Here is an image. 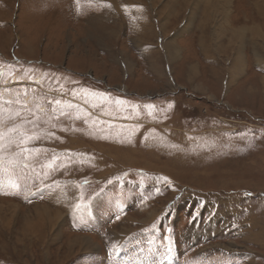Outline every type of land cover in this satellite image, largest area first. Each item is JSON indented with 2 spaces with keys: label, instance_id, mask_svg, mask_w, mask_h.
<instances>
[{
  "label": "rangeland",
  "instance_id": "374dc122",
  "mask_svg": "<svg viewBox=\"0 0 264 264\" xmlns=\"http://www.w3.org/2000/svg\"><path fill=\"white\" fill-rule=\"evenodd\" d=\"M259 67L264 0H0V264H264Z\"/></svg>",
  "mask_w": 264,
  "mask_h": 264
},
{
  "label": "bare ground",
  "instance_id": "6f19581e",
  "mask_svg": "<svg viewBox=\"0 0 264 264\" xmlns=\"http://www.w3.org/2000/svg\"><path fill=\"white\" fill-rule=\"evenodd\" d=\"M261 34V33H260ZM240 35V34H239ZM243 35V34H242ZM202 42V41H201ZM204 42H207L206 40L203 39V43ZM143 44V43H142ZM140 44V45H142ZM206 44V43H205ZM204 48V47H203ZM207 50L210 49L209 46L206 45ZM205 52H206V49H205ZM209 53V52H208ZM161 70V69H160ZM59 211H60V208H58ZM59 211H56L55 215L53 214V216L50 217L49 215V210L46 209V211H41V210H38L37 209V218H34L33 219V222L31 223V221L29 220L26 224H25V229L26 231L24 232V235H29V233L31 231L33 232H37V229H39V227H42V228H47V227H50V228H54L56 225H57V222L61 219H63L62 217V214L59 212ZM153 212V211H152ZM60 223V222H59ZM49 228V229H50ZM50 231V230H49ZM28 233V234H27ZM39 236V235H38ZM30 237V236H29ZM72 243V242H71ZM92 242L88 239V240H82L81 241V246L85 247V248H91L92 246ZM71 245V244H70ZM70 247V246H69ZM72 248L70 247V250ZM93 249V248H92ZM26 252V251H25ZM42 252V251H41ZM43 255V254H42Z\"/></svg>",
  "mask_w": 264,
  "mask_h": 264
},
{
  "label": "crops",
  "instance_id": "0c3cea01",
  "mask_svg": "<svg viewBox=\"0 0 264 264\" xmlns=\"http://www.w3.org/2000/svg\"><path fill=\"white\" fill-rule=\"evenodd\" d=\"M200 33H202V32H200ZM188 34H192L191 32L190 33H185L184 35H182V36H185V35H188ZM196 34V37H197V41H198V46H199V48H200V50H204V48L206 47V44H205V42L203 43V39L205 40V39H209V43L207 44V46H209V48H210V45H211V35L209 34L208 36H207V38H206V35H198L197 33H195ZM147 37H148V35H147ZM200 39L202 40V44H200ZM146 40H147V38H146ZM176 41H177V38H176ZM204 47V48H203ZM178 49H181V52H180V54L179 55H181L182 54V51H183V49L182 48H180V47H178ZM177 49V50H178ZM206 50H207V48H205ZM176 50V51H177ZM147 52V51H146ZM149 54H145L144 56H148ZM233 57V56H232ZM232 57H231V60L230 61H228L227 63H229L230 62V64L229 65H231V61H232ZM204 59L207 61V62H212V61H214V62H217V60H212V57L211 56H208V57H206L205 56V54H204ZM260 60V59H259ZM235 63H236V61H235V59L233 60ZM218 63V62H217ZM153 66H155V65H153ZM192 68L193 67H195L196 69L195 70H198V67H197V65H195V64H193L192 66H191ZM154 69H156V71L158 70H160L158 67H157V64H156V67H153ZM260 68V67H259ZM220 69V68H219ZM260 69H262V70H264V68H260ZM162 71V70H161ZM100 201H101V198H100V194H98L97 195V205H95V209L97 208L98 210H100V208H101V206H100ZM122 235V234H121ZM78 241V239L77 238H75V239H73L72 240V244L70 245V243L68 244V246H66V247H64V248H67V247H71V248H73V246L75 245L76 246V248H74L75 249V251H77V242ZM81 245V244H80ZM82 250H83V252H90L91 251V249H89V248H81ZM87 249H89V250H87ZM76 255V254H75Z\"/></svg>",
  "mask_w": 264,
  "mask_h": 264
},
{
  "label": "snow or ice",
  "instance_id": "6c2138e0",
  "mask_svg": "<svg viewBox=\"0 0 264 264\" xmlns=\"http://www.w3.org/2000/svg\"><path fill=\"white\" fill-rule=\"evenodd\" d=\"M10 131H15V129H10ZM0 136H2V134H0ZM167 179V178H165ZM9 183L12 185L13 188H18V185L15 183H12L11 181H9Z\"/></svg>",
  "mask_w": 264,
  "mask_h": 264
}]
</instances>
